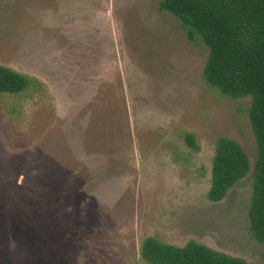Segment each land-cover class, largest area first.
<instances>
[{
  "label": "rangeland",
  "instance_id": "1",
  "mask_svg": "<svg viewBox=\"0 0 264 264\" xmlns=\"http://www.w3.org/2000/svg\"><path fill=\"white\" fill-rule=\"evenodd\" d=\"M160 1L0 0V66L35 81L0 98V183L62 177L74 202L61 212L77 219L73 264H146L147 237L264 264L247 221L257 158L250 98L228 100L205 84L207 47ZM220 137L235 140L251 168L213 203ZM35 257L18 248L0 264H46Z\"/></svg>",
  "mask_w": 264,
  "mask_h": 264
},
{
  "label": "trees",
  "instance_id": "2",
  "mask_svg": "<svg viewBox=\"0 0 264 264\" xmlns=\"http://www.w3.org/2000/svg\"><path fill=\"white\" fill-rule=\"evenodd\" d=\"M159 10L179 21L188 40L199 39L207 47L202 70L207 86L228 100L250 98L248 116L257 158L247 221L252 238L264 245V0H161ZM34 82L0 66V98L23 93ZM185 142L198 150L192 135L187 134ZM250 168L246 153L235 140L218 138L207 200L222 201ZM60 178L30 186L26 181L23 186L0 183V253L28 248L46 264H73L69 245L74 242L76 214L73 209L61 210L74 198L63 195ZM140 258L146 264H249L194 241L176 247L153 237L141 242Z\"/></svg>",
  "mask_w": 264,
  "mask_h": 264
}]
</instances>
